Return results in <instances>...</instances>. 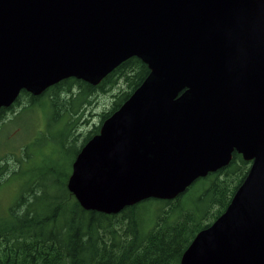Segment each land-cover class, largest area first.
Masks as SVG:
<instances>
[{"label":"water","instance_id":"95a60500","mask_svg":"<svg viewBox=\"0 0 264 264\" xmlns=\"http://www.w3.org/2000/svg\"><path fill=\"white\" fill-rule=\"evenodd\" d=\"M130 58L149 73L75 155L67 191L118 215L250 162L179 264H264V0H0V111Z\"/></svg>","mask_w":264,"mask_h":264},{"label":"trees","instance_id":"16d2710c","mask_svg":"<svg viewBox=\"0 0 264 264\" xmlns=\"http://www.w3.org/2000/svg\"><path fill=\"white\" fill-rule=\"evenodd\" d=\"M148 73L139 59L130 58L96 87L73 78L59 82L49 88L56 92L51 102L61 114L68 115L72 129L82 107L91 103L89 97L98 91L108 92L124 81L128 91L115 97L110 109L101 115L102 124ZM74 86L77 90L72 93ZM63 93L70 95L67 100L75 101V107L60 100ZM20 97L28 103L32 96L22 91ZM32 99L37 100L35 96ZM7 110L1 109L0 118ZM100 126L85 135L80 148L98 134ZM249 168L250 162L234 152L228 166L197 180L210 177L193 207L182 205L183 193L172 201H143L118 215L84 211L67 191L66 182L55 183L53 192L34 182L7 208L6 215H0V264H179L197 233L225 211ZM152 201L160 206L150 226L141 219L139 207Z\"/></svg>","mask_w":264,"mask_h":264},{"label":"rangeland","instance_id":"374dc122","mask_svg":"<svg viewBox=\"0 0 264 264\" xmlns=\"http://www.w3.org/2000/svg\"><path fill=\"white\" fill-rule=\"evenodd\" d=\"M76 90L74 86L71 92ZM124 91H128L127 86L124 81H119L108 92L94 93L88 98L91 103L82 107L79 120L77 123L74 121L72 129L68 115L61 114L51 102L55 91L48 88L36 97L37 100H33L32 96L28 103L23 97L20 100L17 98L0 118V215H6L7 208L34 182L47 192H53L55 183H65L83 138L94 127L101 125V115ZM60 95V100L70 98L68 93ZM65 103L75 107L76 102L67 100ZM208 179L210 177L195 181L187 189L181 201L184 207L194 206L208 186ZM148 203L139 207V214L150 225L160 203Z\"/></svg>","mask_w":264,"mask_h":264},{"label":"flooded vegetation","instance_id":"af4514ba","mask_svg":"<svg viewBox=\"0 0 264 264\" xmlns=\"http://www.w3.org/2000/svg\"><path fill=\"white\" fill-rule=\"evenodd\" d=\"M40 96H41V95H40ZM14 103H15V102H14ZM13 105H14V104H13ZM11 107H12V106H11ZM11 107H10V108H11ZM10 108H9V109H10ZM250 164H251V163H250Z\"/></svg>","mask_w":264,"mask_h":264}]
</instances>
